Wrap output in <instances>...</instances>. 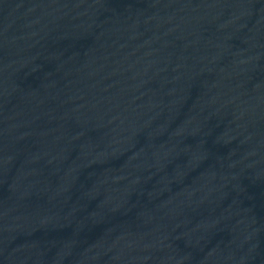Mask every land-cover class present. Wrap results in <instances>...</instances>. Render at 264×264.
<instances>
[{
	"label": "water",
	"instance_id": "obj_1",
	"mask_svg": "<svg viewBox=\"0 0 264 264\" xmlns=\"http://www.w3.org/2000/svg\"><path fill=\"white\" fill-rule=\"evenodd\" d=\"M0 264H264V0H0Z\"/></svg>",
	"mask_w": 264,
	"mask_h": 264
}]
</instances>
